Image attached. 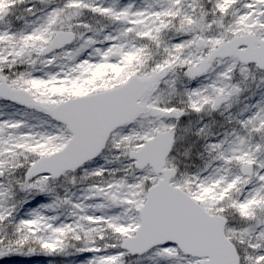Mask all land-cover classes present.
<instances>
[{
	"label": "snow or ice",
	"instance_id": "6c2138e0",
	"mask_svg": "<svg viewBox=\"0 0 264 264\" xmlns=\"http://www.w3.org/2000/svg\"><path fill=\"white\" fill-rule=\"evenodd\" d=\"M3 264H264V0H0Z\"/></svg>",
	"mask_w": 264,
	"mask_h": 264
},
{
	"label": "rangeland",
	"instance_id": "374dc122",
	"mask_svg": "<svg viewBox=\"0 0 264 264\" xmlns=\"http://www.w3.org/2000/svg\"><path fill=\"white\" fill-rule=\"evenodd\" d=\"M0 264H3V261H0Z\"/></svg>",
	"mask_w": 264,
	"mask_h": 264
}]
</instances>
